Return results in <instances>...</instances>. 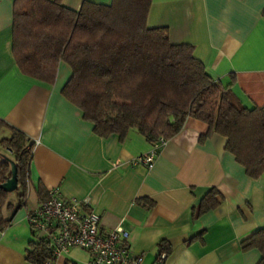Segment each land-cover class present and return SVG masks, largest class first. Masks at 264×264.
<instances>
[{
	"label": "crops",
	"instance_id": "crops-1",
	"mask_svg": "<svg viewBox=\"0 0 264 264\" xmlns=\"http://www.w3.org/2000/svg\"><path fill=\"white\" fill-rule=\"evenodd\" d=\"M78 9L83 0H62ZM108 3L110 0H92ZM264 0H151L146 25L165 27L173 44H189L206 71L230 84L231 99L251 108L264 105ZM13 0H0V118L34 141L26 177V204L4 210L0 264H37L26 259L34 232L26 215L50 189L80 201L99 216L101 233L122 225L126 245L154 264L158 244L171 250L163 264H259L256 247L243 241L264 227V173L249 177L225 138L207 134L208 125L189 117L159 150L152 168L132 161L151 143L136 129L100 136L62 87L71 75L60 61L53 82L21 72L12 52ZM215 189L221 202L198 212ZM33 195V197H32ZM32 197V198H31ZM90 253L71 247L53 264H88Z\"/></svg>",
	"mask_w": 264,
	"mask_h": 264
},
{
	"label": "trees",
	"instance_id": "trees-1",
	"mask_svg": "<svg viewBox=\"0 0 264 264\" xmlns=\"http://www.w3.org/2000/svg\"><path fill=\"white\" fill-rule=\"evenodd\" d=\"M151 0H83L78 9L62 0H13L12 52L22 73L53 82L58 63L71 75L62 87L64 96L78 106L100 136H123L134 128L151 144L170 139L192 117L208 125L207 134L225 138L249 177L264 173V105L251 108L235 103L230 84L210 75L193 55L189 44H173L165 27L150 28L146 18ZM264 15V9H263ZM0 184L17 170L18 202L26 204V177L34 141L0 118ZM9 192L0 187V229L13 206ZM264 197V192H263ZM222 195L211 189L198 212L218 205ZM256 247L264 264V227L243 241ZM159 252L170 244L162 240ZM26 259L43 264L55 257L47 240L32 242Z\"/></svg>",
	"mask_w": 264,
	"mask_h": 264
},
{
	"label": "built area",
	"instance_id": "built-area-1",
	"mask_svg": "<svg viewBox=\"0 0 264 264\" xmlns=\"http://www.w3.org/2000/svg\"><path fill=\"white\" fill-rule=\"evenodd\" d=\"M167 143L160 137L151 144L148 153L132 162L152 168L159 150ZM81 203L75 199H62L57 188L50 189L41 204L28 212L26 219L34 232L45 233L54 257L68 252L71 247H80L90 253L88 264H142L141 254H133L126 241L129 233L118 224L101 233L99 216L94 212H83ZM166 257L161 253L154 264H163ZM43 264H53L47 261Z\"/></svg>",
	"mask_w": 264,
	"mask_h": 264
},
{
	"label": "water",
	"instance_id": "water-1",
	"mask_svg": "<svg viewBox=\"0 0 264 264\" xmlns=\"http://www.w3.org/2000/svg\"><path fill=\"white\" fill-rule=\"evenodd\" d=\"M18 186L17 170L14 162H11V176L7 180L0 184V187L6 191L11 192L16 190Z\"/></svg>",
	"mask_w": 264,
	"mask_h": 264
},
{
	"label": "rangeland",
	"instance_id": "rangeland-1",
	"mask_svg": "<svg viewBox=\"0 0 264 264\" xmlns=\"http://www.w3.org/2000/svg\"><path fill=\"white\" fill-rule=\"evenodd\" d=\"M7 135V130L6 129H1L0 130V139L3 137V136H6ZM19 189H21V184H19ZM17 190H14V191H11V192H9V194H8V198H9V201H11V199L13 198V197H15V195L17 196ZM32 197H33V195H32ZM31 197V198H32Z\"/></svg>",
	"mask_w": 264,
	"mask_h": 264
}]
</instances>
